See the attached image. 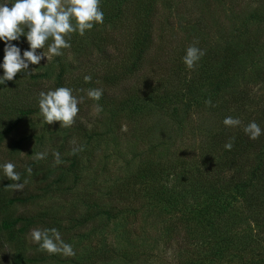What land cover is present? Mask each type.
Listing matches in <instances>:
<instances>
[{
  "label": "trees",
  "instance_id": "16d2710c",
  "mask_svg": "<svg viewBox=\"0 0 264 264\" xmlns=\"http://www.w3.org/2000/svg\"><path fill=\"white\" fill-rule=\"evenodd\" d=\"M225 1L227 0H216L214 3ZM175 2L176 0H101L103 11L104 8H114L113 11H104L103 24L95 25L83 36L78 33L71 34V47L66 50L72 52L73 61H67V52L63 50V55L54 56L49 63L55 66L50 67L54 68L55 72L47 70L43 75H54L50 89L69 87V76L78 79L74 80L79 84L78 98L83 97L79 106L87 105L90 110L94 103L95 107L99 106L102 110L111 112L114 115L112 122L117 123L126 121V112L133 116L138 114L141 102L154 106H166L177 101L202 105L205 101L212 100L214 94H219V105L225 106L226 109L231 108L235 113L233 118H238L241 124L237 127L224 125L213 135L211 147H221L220 151H223L215 163L188 165L185 170H189L190 174L187 175H179L177 171L173 177V171L170 177L172 179L168 183L169 179H165L168 170L177 168L180 159L168 165L151 160L155 145L149 150H143V161L138 166V172L128 176V186L134 189V183H143L142 187L146 188L144 194L154 202V222L157 227L150 228V232L155 231L156 239L152 241L149 229L135 226L127 232L130 241L126 242L122 253L130 262L142 261L144 253L139 245L141 238L151 239V243L158 245L156 242L165 236L169 237L164 238L166 241L170 240L171 236L176 240L180 237L178 232H183L184 238L173 252L174 264H213L212 261L222 262L224 259L229 264L233 261L234 264H264V134L252 140L243 131L251 121H255L264 130V95L255 91L264 89V67L259 64L261 61L257 59L258 50L253 46L264 40V23L257 24V30L253 33L251 25L242 20L233 31H228L232 17L231 21L230 18L223 21L220 10L212 8L213 3L209 1L204 6L207 12L203 13L201 8L199 12L202 14L196 19L182 17L181 13H178L176 22L181 28H185L182 34H175L173 29L169 30L163 24L156 31L152 18L157 10H171L173 13ZM227 2L232 4L231 10H236V6H239L237 0ZM260 6L256 12L263 15L261 18L264 20V10H261L264 9V4ZM126 7H129L130 11L134 8V13L129 24L131 28L128 26L127 30H123L120 19L127 16ZM206 15L208 17H205ZM255 15L256 13H249L248 18ZM182 18L186 19L185 24L190 28L182 26ZM110 22L113 23V35L105 30ZM172 42L174 43L171 47H168ZM186 45H194L205 53L200 60L206 67L201 68L198 79H187L184 63L181 64ZM96 51L99 53L96 62L89 60V56H96ZM84 60L88 61L85 65L75 63ZM176 61L178 63L174 65L172 62ZM97 68L102 71L96 72ZM74 69L82 70L83 74L91 77L90 82H86L83 75H76ZM157 74L161 76L156 78ZM167 81L171 83L168 87L164 85ZM81 89L84 90L82 93ZM89 89H101L103 95L98 101L92 100L86 94ZM170 92L173 95H170ZM36 103L38 101H35L33 106L24 107L21 114L28 115L39 111ZM243 112L246 113L242 116ZM128 118L133 120L131 116ZM225 118L226 116L223 120ZM17 122L18 119L9 124L4 129L5 132ZM82 123L77 122L74 131L78 129L79 132H85V129L81 128ZM228 142L233 144L230 151L224 147ZM137 149L138 156L141 151ZM73 162L76 167L77 162ZM233 165L234 171L229 175L225 174L224 171ZM52 174V179L44 178L48 179L44 189L49 187V190H62L66 175L55 177V173ZM163 179L165 182L161 185L160 181ZM7 198L13 203L12 197ZM192 198H196V205H192L188 210L182 209ZM241 200L244 203H241ZM8 201L5 202L6 206L9 205ZM234 202L237 204L236 208ZM89 205L87 214L104 213L107 219H115L118 213L124 210L119 200L106 208L102 207L98 199L89 201ZM184 213H189L187 218ZM166 219L177 220L181 224L179 226L171 221L169 225L160 223ZM227 219L231 222L226 226ZM22 220H25L22 216L15 218L9 214L0 220V226L11 229ZM74 220L77 222L75 226L85 225L83 218ZM52 222L55 224L54 218ZM129 224V221H125V225ZM183 225L188 227L189 232L195 231L202 237L205 236L198 242V249L185 247L191 234L182 228ZM73 227L70 225L67 228L75 230ZM14 260L15 264L35 261L26 257L22 250L15 253Z\"/></svg>",
  "mask_w": 264,
  "mask_h": 264
},
{
  "label": "rangeland",
  "instance_id": "374dc122",
  "mask_svg": "<svg viewBox=\"0 0 264 264\" xmlns=\"http://www.w3.org/2000/svg\"><path fill=\"white\" fill-rule=\"evenodd\" d=\"M202 1L176 0V8L173 13L171 10L161 12L158 9L155 17L152 18L155 24L154 28L157 31L163 24L169 30L173 29L175 34L180 35L183 30L185 31V28H181L176 22L179 18L178 13H181L182 17L196 19L202 14L199 12L201 8H203V13L207 12L204 6L209 1L213 3L212 8L216 7L217 10H220L223 21L228 18L231 21L232 17L228 31H233V28H236V25L240 24L242 20L251 25L253 33L257 30V24L264 23L261 18L263 15L256 12L257 7L264 4V0H257L258 3L254 0H245V2L237 0L239 6H236V10H231L232 4L227 2L231 0L224 3H214L216 0ZM5 2L6 0H0V3ZM7 2H11V0H7ZM172 7L174 9V5ZM212 8L210 9L212 10ZM113 9L112 7L104 8V11H113ZM125 10L127 16L120 19L123 30H127L128 26L131 28L129 24L133 18L132 13H134V8H131L130 11L129 7H126ZM252 12L256 15L253 18H248L249 13ZM181 21H183V27L190 28L185 24L186 19L182 18ZM112 24L110 22L105 30L113 35ZM259 42L253 46H256L258 50L257 59L261 61L259 64L264 67V40ZM12 43L21 48V54H23V50L29 48L26 37H21V41ZM173 43L168 44V47H171ZM185 43L188 44L186 40ZM4 47V41H0V64L3 63ZM188 47L186 45L185 50ZM43 50L47 52V46ZM63 50L67 52L65 55L67 61H73L72 52ZM98 54L97 51L94 52L96 56H89V60L96 62ZM51 60L47 62L45 57L39 65L29 66V70L35 68L33 74L25 76L20 73L17 74L15 80L0 84V132H2L0 135V165L5 162L14 163L15 170L21 175L19 182L24 183L23 189L19 191L7 188V184L16 182L8 180L3 170L0 169V220L9 214L15 218L22 216L25 219L11 229L0 226V264H15L14 255L19 250H22L26 257L35 259L34 262L28 264H139L140 260L130 262L122 251L126 242L130 241L127 232H130L135 226L149 229L152 241L156 239L155 231L150 232V228L157 227L154 222L156 219L154 202L144 194L146 188L142 187L143 183H134V189L128 186V176L138 172V166L143 161L141 160L143 150H149L155 145V153L153 152L151 160L168 163V165L180 159L177 168L168 170V176L165 179L168 178V183H170L173 171H175L172 174L173 177L177 171H179V175L181 173L187 175L190 174L189 170H185L188 165L199 166L202 163L217 161L223 151H220L221 147H211L212 137L223 128V117H234L235 113L231 108L226 109L225 106L219 105L221 102L218 100L219 94H214L213 99L210 100L211 105L206 101L202 105L191 102L189 105L186 102L177 101L166 106H154L141 102L139 113L133 116L126 112V121L122 123L112 122L114 115L111 112L102 109L96 112L95 104L92 103V107H89L90 110L87 105L79 106L80 112L71 127L61 128L60 122L46 124L39 111L22 115L21 110L28 105L33 106L35 101H38L39 93L46 92L50 89L49 87L53 86L51 81L54 75H43V72L47 70L55 72L54 68H50L55 66L49 65ZM87 62L84 60V62L76 61L75 63L85 65ZM172 63L176 65L178 62ZM181 64H183L182 61ZM184 67L187 79L195 77L198 79L202 71L201 68L206 66L200 60L192 69L187 68L185 64ZM92 70L94 72V69ZM101 71L96 69V72ZM73 72L76 75H83V79L88 76L83 74L82 70L74 69ZM2 75L3 69L0 68V76ZM160 76L161 74H157L156 78ZM74 80L78 79L69 76V88L73 89V95L78 97L79 84ZM169 82L167 81L164 85L170 86ZM255 91L264 95V89H255ZM170 95L173 94L170 92ZM260 107L261 105L258 108ZM245 113L243 112L242 116ZM128 116H131L133 120ZM16 119L18 122L14 127L5 132L4 129ZM77 122H83L81 128L85 129V132H79L78 129L74 131ZM122 125H127V132L121 131ZM136 146H140L137 148L142 152L138 156L136 155L138 151ZM80 147H83V151L72 154L73 148ZM36 152H46L47 156L45 159L35 160L33 154ZM55 152L60 153L62 161L59 164L55 163L53 155ZM73 161L77 162L76 167ZM27 167L32 168L30 175L26 171ZM230 169H226L224 173L231 174L235 166H231ZM53 172L55 177L61 174L66 175V182L62 184V190L56 188L49 190V187L44 189L48 179L53 178ZM45 177L48 179H44ZM165 179L160 181V184L164 183ZM158 187L160 188V186ZM7 197H12L13 203L9 202ZM204 198L205 196H203ZM95 199L101 202L103 208L112 206L119 200L124 210L120 209L121 211L115 219H107V215L104 213L87 214L90 210L89 201ZM6 201L9 202L8 206L5 204ZM195 201H197L196 198H192L191 202L182 209L188 210L192 205H196ZM241 203L244 201L241 200ZM233 204L236 208L237 204L235 202ZM129 213L130 217L128 218ZM188 214L184 213V217L187 218ZM52 218L55 219V224L52 222ZM80 218L84 219L85 225L75 226L77 222L74 219ZM26 219L28 220L26 221ZM125 221H129L130 224L125 225ZM170 221L179 226L181 224L179 221L171 219L162 220L160 223L169 225ZM226 222L227 226L231 220L227 219ZM70 225H73L75 230H68L67 227ZM33 228L58 229L62 240L72 246L75 255H50L41 251L39 245L34 243L29 235ZM127 228L130 229L127 230ZM182 228L191 234L185 247L198 249V242L205 236L202 237L195 231L189 232L186 225H183ZM177 235L180 237L176 240L171 236V239L167 241L164 238L169 237L165 236L156 242L158 245L151 243L149 241L151 239L141 238L139 245L144 253L142 261H140L141 264H174L172 258L174 249L180 245L185 234L178 232ZM226 261L224 259L222 262L212 261V263L229 264ZM234 263L233 261L230 264Z\"/></svg>",
  "mask_w": 264,
  "mask_h": 264
},
{
  "label": "clouds",
  "instance_id": "9594fccd",
  "mask_svg": "<svg viewBox=\"0 0 264 264\" xmlns=\"http://www.w3.org/2000/svg\"><path fill=\"white\" fill-rule=\"evenodd\" d=\"M104 12L101 0H11L0 3V41H4V58L0 68L3 75L0 76V84L15 80L17 74L25 76L34 73L35 68L29 70L30 65H39L45 57L49 62L54 56L63 55V49L71 47L69 37L73 33L83 36L97 24H103ZM26 37L29 45L23 50L13 41H21ZM47 46V52L43 49ZM38 50H42L39 51ZM205 55L204 51L196 46H189L185 50L182 62L187 68L192 69ZM91 77L86 76L85 81L90 82ZM80 91H84L81 89ZM87 97L98 101L103 92L101 89L87 90ZM83 97L73 95V89L69 87H57L48 91H41L38 98L39 113L46 124L60 122L61 128L71 127L80 112L79 104ZM211 105V101H207ZM96 112L101 111L97 106ZM226 127H237L241 124L238 118L228 116L223 120ZM127 125L121 126L122 132H127ZM243 131L252 140L258 139L264 130L255 122H249ZM226 150H231L233 144H225ZM83 151V147L73 148L72 154ZM55 163H61L60 153L55 152ZM46 152L33 154L35 160L45 159ZM16 165L5 162L0 165L4 175L10 181L16 183L7 184L6 187L13 190H22L24 183H20L21 175L15 170ZM29 175L32 168L27 167ZM26 183V181H25ZM29 235L34 243L39 245L41 251L48 254H63L73 256L75 252L72 246L65 243L59 230L56 228H33Z\"/></svg>",
  "mask_w": 264,
  "mask_h": 264
}]
</instances>
